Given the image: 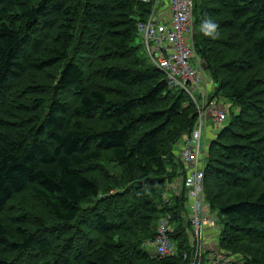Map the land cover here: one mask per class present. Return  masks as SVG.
<instances>
[{"label": "trees", "instance_id": "1", "mask_svg": "<svg viewBox=\"0 0 264 264\" xmlns=\"http://www.w3.org/2000/svg\"><path fill=\"white\" fill-rule=\"evenodd\" d=\"M194 3L211 94L240 107L208 148L206 208L220 251L264 264V0ZM149 11L0 0V264H190L191 199L171 185L197 111L134 44ZM165 218L161 257L145 243Z\"/></svg>", "mask_w": 264, "mask_h": 264}, {"label": "built area", "instance_id": "2", "mask_svg": "<svg viewBox=\"0 0 264 264\" xmlns=\"http://www.w3.org/2000/svg\"><path fill=\"white\" fill-rule=\"evenodd\" d=\"M150 5L146 19L137 21L138 35L142 47L151 64L163 71L167 82L173 88L181 89L189 95L196 106V120L190 135L179 149V156L186 168L183 185L191 199L189 211L193 234L190 264H200L205 248V225L217 223L215 214L207 212L204 200L205 168L208 157L206 131L208 123L224 121L229 113L227 101L213 96L208 88L209 81L204 73V65L194 45V0H142ZM168 218L162 219L154 241L155 253L161 257L173 253L174 247L168 236ZM205 248V249H204ZM209 264H242L228 258L219 249L212 250Z\"/></svg>", "mask_w": 264, "mask_h": 264}, {"label": "rangeland", "instance_id": "3", "mask_svg": "<svg viewBox=\"0 0 264 264\" xmlns=\"http://www.w3.org/2000/svg\"><path fill=\"white\" fill-rule=\"evenodd\" d=\"M134 44H135L136 46H139V47H140V53L146 55L145 52H144V49H143V47H142L143 42H142V38H141L140 36L137 37V39H136V41H135ZM204 68H205V66H204ZM204 73H205V75H206V78H207L208 81H209V85H212V84L214 85V81L212 80L213 78L211 77V75H210L208 72H205V70H204ZM30 78H31V79H34V76H30ZM42 80H43V82L51 83V81H48V79L45 78V77H43ZM169 86H170V85H169ZM170 87L173 88L172 86H170ZM174 88H175V87H174ZM213 90H214V87L212 88V91H213ZM185 94H186V93H185ZM186 95H188V94H186ZM188 97H189V95H188ZM189 99H190V98H189ZM190 100H191V99H190ZM191 101H192V100H191ZM192 102H193V101H192ZM226 103H227V106L230 108V111H229V113L227 114V118H226L224 121L219 122V123H215V122H213L212 120H210L209 123H208L207 131H206L207 134H206V136H205L206 147H208V148H209V146H210L212 140L215 139L216 134H217V133H218L223 127H225L226 125H228V124L230 123V120L232 119V115H231V113H232V114H233V113H234V114H238L239 111H240V107L237 106V105H235L232 101H227ZM186 139H187V136H183V137L180 139V141H179L178 143L175 144V146H174V151H175V152H178V154H179V149H180V147H181V144L184 143ZM27 199H28L30 202L32 201V199H31L30 197H27ZM218 217H219V219H218L217 223H218V224H221L222 226H224V220H223V217L220 216L219 214H218ZM148 248L151 249L150 246H148ZM258 248H259V247H254V250H255V251H258ZM203 264H207V261L205 260V261L203 262Z\"/></svg>", "mask_w": 264, "mask_h": 264}, {"label": "crops", "instance_id": "4", "mask_svg": "<svg viewBox=\"0 0 264 264\" xmlns=\"http://www.w3.org/2000/svg\"><path fill=\"white\" fill-rule=\"evenodd\" d=\"M213 87H214L213 84L212 85L208 84V88L211 91H212ZM206 134H207V132H206ZM181 182H182V180H181ZM181 182L180 181L175 182L172 185V188L177 189L179 186H181ZM205 234H206V240H205V246L204 247L207 248L206 249L207 256L205 257V260L207 261V264H209L210 263V254H211L212 250L218 249V237L220 235L219 228L215 224L208 223L207 225H205ZM236 258H238V257H233L232 259H236Z\"/></svg>", "mask_w": 264, "mask_h": 264}, {"label": "clouds", "instance_id": "5", "mask_svg": "<svg viewBox=\"0 0 264 264\" xmlns=\"http://www.w3.org/2000/svg\"><path fill=\"white\" fill-rule=\"evenodd\" d=\"M229 111H230V108H229ZM216 137V136H215ZM181 180H182V182H181ZM183 180L184 179H177L176 181H174L173 183H172V185L175 183V182H177V181H180L181 182V186H179L176 190L178 191V190H180L182 187H183ZM172 185H171V187H172ZM191 206V205H190ZM208 212V211H207ZM152 246H153V249L155 250V246L152 244ZM218 249H219V246H218ZM233 258V257H232Z\"/></svg>", "mask_w": 264, "mask_h": 264}, {"label": "bare ground", "instance_id": "6", "mask_svg": "<svg viewBox=\"0 0 264 264\" xmlns=\"http://www.w3.org/2000/svg\"><path fill=\"white\" fill-rule=\"evenodd\" d=\"M140 19L145 20V19H146V16L143 17V18H140ZM217 215H218V213H217ZM148 242H151V240L146 241L145 244H146L147 246L153 247L152 244H150V243H148ZM209 251H210V250H209Z\"/></svg>", "mask_w": 264, "mask_h": 264}]
</instances>
